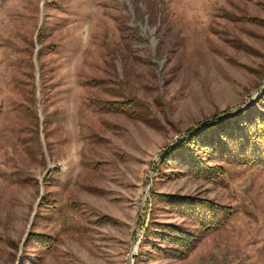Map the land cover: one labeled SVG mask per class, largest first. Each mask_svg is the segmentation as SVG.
Masks as SVG:
<instances>
[{
  "label": "rangeland",
  "instance_id": "rangeland-1",
  "mask_svg": "<svg viewBox=\"0 0 264 264\" xmlns=\"http://www.w3.org/2000/svg\"><path fill=\"white\" fill-rule=\"evenodd\" d=\"M263 91L264 0H0V264H264V168L163 164Z\"/></svg>",
  "mask_w": 264,
  "mask_h": 264
},
{
  "label": "trees",
  "instance_id": "trees-1",
  "mask_svg": "<svg viewBox=\"0 0 264 264\" xmlns=\"http://www.w3.org/2000/svg\"><path fill=\"white\" fill-rule=\"evenodd\" d=\"M132 103L133 101L119 102L120 106L116 109L127 112ZM191 131L188 138H183L176 147L166 151L163 164L177 163L186 171L211 182L223 175L224 170L208 161L264 168V91L247 109L228 114L223 119L216 116L208 120L204 129ZM162 197L166 203L182 210L186 216L198 220L205 229L224 225L231 214L229 208L209 200L172 195ZM173 235L176 240L169 241L171 244L191 249L195 243L194 239H190L191 236L181 237L177 232ZM30 237L33 241L50 245V238Z\"/></svg>",
  "mask_w": 264,
  "mask_h": 264
}]
</instances>
